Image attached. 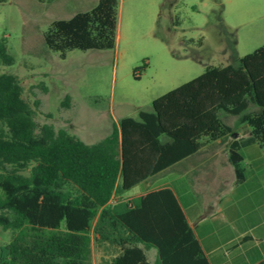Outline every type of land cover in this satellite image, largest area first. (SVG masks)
<instances>
[{
    "label": "trees",
    "instance_id": "1",
    "mask_svg": "<svg viewBox=\"0 0 264 264\" xmlns=\"http://www.w3.org/2000/svg\"><path fill=\"white\" fill-rule=\"evenodd\" d=\"M118 3L97 0L87 11L52 21L43 33L46 47L60 59L73 49H112ZM13 61L0 39V62ZM22 91L14 75L0 74V227L12 232L0 264H87L91 239L109 253L102 264H149V247L157 264H211L171 187L121 195L168 173L197 175L207 168L197 164L209 148L223 144L235 182H244L240 150L264 147V44L237 65L206 66L92 144L38 124ZM69 101L65 96L61 105ZM250 103L258 109L245 114ZM220 111L241 115L249 135L229 140L234 132ZM246 264H264V256Z\"/></svg>",
    "mask_w": 264,
    "mask_h": 264
},
{
    "label": "rangeland",
    "instance_id": "2",
    "mask_svg": "<svg viewBox=\"0 0 264 264\" xmlns=\"http://www.w3.org/2000/svg\"><path fill=\"white\" fill-rule=\"evenodd\" d=\"M96 3L0 1V39L14 58L11 65L0 62V74L18 79L38 124L64 129L87 144L109 135L121 118L137 119L140 110L150 111L155 98L200 75L206 66L237 65L240 57L264 44V0H119L112 49H73L60 59L46 47L43 33L52 21L68 19ZM65 96L70 98L67 107L61 105ZM257 109L250 103L244 113ZM218 115L232 127L229 140L249 135L241 115ZM222 148L224 157L226 144ZM241 152L243 183L235 182L233 169L217 168L210 180L200 176L195 188L201 199L192 208L186 206L210 256L229 262L252 244L241 243L244 234L264 243V147ZM162 183L179 186L171 176L143 187ZM139 190L137 186L121 196ZM11 236V230L0 227V248ZM145 253L149 264H157L154 247ZM108 254L91 239L86 263L102 264Z\"/></svg>",
    "mask_w": 264,
    "mask_h": 264
},
{
    "label": "crops",
    "instance_id": "3",
    "mask_svg": "<svg viewBox=\"0 0 264 264\" xmlns=\"http://www.w3.org/2000/svg\"><path fill=\"white\" fill-rule=\"evenodd\" d=\"M236 138H239V137H236ZM207 146H210V145H207ZM222 146H224V144L221 146H218V147L209 148V150H208L209 153L207 155L203 156V158L200 159V161L197 164V165L207 164V168L204 169L203 171H201L199 174L188 176L187 175L188 173H186V174L185 173L184 174L168 173L165 176L155 180V181H158V180L167 179L168 177H171V176H175L177 181H179V186L177 188H174L170 184H163V183L161 185L154 186V187H147V186L143 187L144 184L145 185L150 184L151 182H155V181L143 182V183L137 185L138 187L140 186V190L137 192V194L131 195L128 198L137 197V196H139V195H141V194H143L149 190H153V189H157V188H161V187H165V186L171 187L173 189L175 195L177 196L178 201H179L185 215L187 216V219H188L190 225L193 227V229L195 231L196 230L195 228H196V226H198V224H194L190 221V218H189L190 215L186 211V206L192 208L193 206H195L197 199H201V193L197 192V190L195 188L196 182L200 181L199 178L203 174L206 175L207 180H210L213 176H215L217 168L224 167V168L233 169L232 166L227 164V162H226L227 155H228L227 148H224L226 150L225 156L224 157L221 156V154L223 152ZM256 146L259 147L256 144H252V145L244 147V148H249V147L251 148V147H256ZM226 147H227V145H226ZM240 152H241V150H240ZM244 159H245V156H244ZM194 168H195V165L191 166L189 168V170H192ZM137 186H135V187H137ZM135 187H133V188H135ZM133 188H131V189H133ZM193 211L194 210L192 209L191 214H193ZM195 233H196L205 253L209 256L211 264L253 263V262H256L258 259H260L264 256V243L263 242H253V240H255L253 236H251L249 234L248 235L244 234L242 236V238L244 236H248V238H251V239H248L245 242L241 241V243L243 242L245 244V243H248L249 241L250 242L252 241V244H250V246L244 252H242V254L238 255V257H236L233 261L229 262L225 258H222V257H212V256H210V252L207 251V249H209V247L208 248L205 247L203 242H202V239L198 236V233L196 231H195ZM242 238H241V240H242Z\"/></svg>",
    "mask_w": 264,
    "mask_h": 264
}]
</instances>
